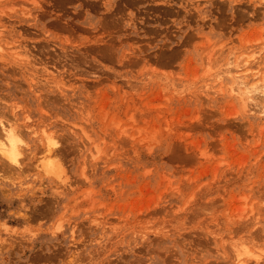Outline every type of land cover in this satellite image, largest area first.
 Listing matches in <instances>:
<instances>
[{
    "label": "rangeland",
    "instance_id": "rangeland-1",
    "mask_svg": "<svg viewBox=\"0 0 264 264\" xmlns=\"http://www.w3.org/2000/svg\"><path fill=\"white\" fill-rule=\"evenodd\" d=\"M0 47V264H264V0H0Z\"/></svg>",
    "mask_w": 264,
    "mask_h": 264
},
{
    "label": "bare ground",
    "instance_id": "bare-ground-1",
    "mask_svg": "<svg viewBox=\"0 0 264 264\" xmlns=\"http://www.w3.org/2000/svg\"><path fill=\"white\" fill-rule=\"evenodd\" d=\"M0 49H3V48L0 47ZM17 55H18V53H17ZM247 65H248V62H245V64H243V65H239L238 62H236V64H234V65L232 64L233 68H235L236 71L246 69L245 73L248 72L247 68H246ZM232 66H230V67H232ZM236 73H237V75H241L239 72H236ZM247 74L249 75V73H247ZM228 75H230V74H228ZM251 77H254V78L259 77V73L257 72L256 74L251 75L249 78H251ZM259 84H261V83H259ZM234 85H235L234 86L235 88L234 89L231 88V91L233 93L235 92L236 94H238L241 97L240 100H241L242 103H244V106L246 108L249 107V106L251 107L253 105L252 103L255 101L257 94L258 95H262V98H260V96H259V99L263 100V98H264V89H263V87H261L258 84H255V85L251 86V85H249L246 82V80L237 79L234 82ZM262 86H263V84H262ZM258 104H256V105L258 106ZM259 106H261V109L263 110V114H264V106L263 105H259ZM1 124L3 126L2 129H3V133L4 134H3V136L0 137V154L2 153L3 157L7 158V160H9L11 164H14L16 167H20L21 166V158H22V155H23L22 154L23 141L18 136V134H17L18 131H16L17 132L16 133L15 132V128L12 125L7 126L3 122ZM50 139H51V141H50ZM50 139H48V140H49L50 143L51 142L52 143L49 144L50 147L48 145L49 148H47L48 149L47 150V154L44 156V161H43V164H42L43 168L46 167V166L49 167V165L51 163V159L53 158V156L55 154L54 151H53L55 149V147H53V146H56V144L52 141V138H50ZM239 252H241V251H239ZM250 254H251V252H250ZM256 256H257V254H256ZM237 257L238 258L240 257V253L237 255ZM259 257H261V256H259ZM257 260L259 261V259H257ZM257 263H259V262H257Z\"/></svg>",
    "mask_w": 264,
    "mask_h": 264
}]
</instances>
